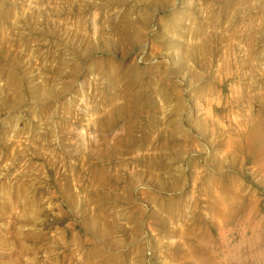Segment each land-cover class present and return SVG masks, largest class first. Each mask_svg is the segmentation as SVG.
<instances>
[{"label":"rangeland","instance_id":"rangeland-1","mask_svg":"<svg viewBox=\"0 0 264 264\" xmlns=\"http://www.w3.org/2000/svg\"><path fill=\"white\" fill-rule=\"evenodd\" d=\"M187 245L264 264V0H0V264Z\"/></svg>","mask_w":264,"mask_h":264},{"label":"bare ground","instance_id":"bare-ground-1","mask_svg":"<svg viewBox=\"0 0 264 264\" xmlns=\"http://www.w3.org/2000/svg\"><path fill=\"white\" fill-rule=\"evenodd\" d=\"M146 101L144 98L141 99V104L145 103ZM129 111L131 109L126 108ZM150 115V109L148 108H143L140 107L138 110V116L141 119L147 120ZM110 117V116H109ZM124 123V126L127 127V122L125 120H121ZM136 125H140V122L137 121ZM198 225V222L194 225L193 228L189 229L191 233H193ZM187 230L186 228H183L182 230L177 231L176 233L179 234L180 236L182 235L183 231ZM181 257L183 258L185 264H216V260L212 257L211 255V250L210 249H204L202 247H198L194 249L193 247L187 245V248L183 253H181ZM220 262H222L221 259H219Z\"/></svg>","mask_w":264,"mask_h":264}]
</instances>
